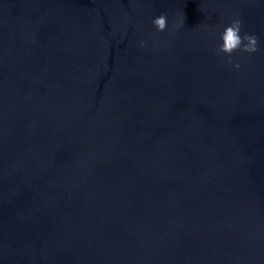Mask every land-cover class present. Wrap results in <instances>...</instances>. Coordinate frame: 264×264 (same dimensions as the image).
<instances>
[{"label":"water","instance_id":"obj_1","mask_svg":"<svg viewBox=\"0 0 264 264\" xmlns=\"http://www.w3.org/2000/svg\"><path fill=\"white\" fill-rule=\"evenodd\" d=\"M0 264H264V4L0 0Z\"/></svg>","mask_w":264,"mask_h":264},{"label":"clouds","instance_id":"obj_2","mask_svg":"<svg viewBox=\"0 0 264 264\" xmlns=\"http://www.w3.org/2000/svg\"><path fill=\"white\" fill-rule=\"evenodd\" d=\"M261 4H264V0H259ZM157 32H165L168 29V16L165 13L155 16L152 21ZM185 24V15L181 12L176 20V28H181ZM203 28L207 29L212 35L218 34V40L216 43V52L218 55L227 58V63L235 70H240L242 65L240 62H233L234 53H247L254 55L261 51V40L259 35L254 32L245 31V22L240 15L233 14L229 22L221 25L211 26L203 24ZM141 48L147 47V41L141 40Z\"/></svg>","mask_w":264,"mask_h":264}]
</instances>
